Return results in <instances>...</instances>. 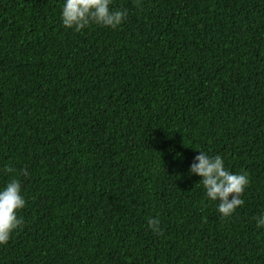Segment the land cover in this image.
<instances>
[{
  "label": "trees",
  "instance_id": "1",
  "mask_svg": "<svg viewBox=\"0 0 264 264\" xmlns=\"http://www.w3.org/2000/svg\"><path fill=\"white\" fill-rule=\"evenodd\" d=\"M64 3L0 0V189L26 201L0 264H264V0H112L80 32ZM199 151L248 173L227 218Z\"/></svg>",
  "mask_w": 264,
  "mask_h": 264
},
{
  "label": "clouds",
  "instance_id": "2",
  "mask_svg": "<svg viewBox=\"0 0 264 264\" xmlns=\"http://www.w3.org/2000/svg\"><path fill=\"white\" fill-rule=\"evenodd\" d=\"M111 4L112 0H65L61 10L62 24L75 32H80L91 24L115 29L127 17V10H113ZM3 171L17 172L11 165H6ZM189 174L201 178L199 184L203 186L207 199L218 202L217 211L222 218L231 216L244 204L240 197L249 185L248 173L230 172L225 168L220 155L210 156L199 151L189 168ZM18 175L28 177L27 168L20 169ZM25 203L19 179H11L0 189V245L6 244L12 232L22 227L23 219L18 218L17 213L25 207ZM254 219L257 220L258 228L264 227V214ZM148 226L157 235H162L158 216L149 218Z\"/></svg>",
  "mask_w": 264,
  "mask_h": 264
}]
</instances>
